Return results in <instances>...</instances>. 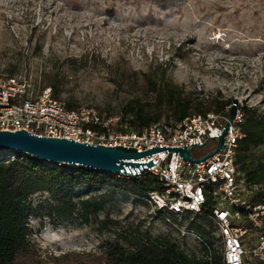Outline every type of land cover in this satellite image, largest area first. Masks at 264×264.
Here are the masks:
<instances>
[{"label": "rangeland", "instance_id": "rangeland-1", "mask_svg": "<svg viewBox=\"0 0 264 264\" xmlns=\"http://www.w3.org/2000/svg\"><path fill=\"white\" fill-rule=\"evenodd\" d=\"M72 58L86 65L71 67ZM59 63H65L62 102L74 100L105 115H120L124 104L147 98L139 79H118L113 66L141 73L165 68L166 77L188 92L221 93L262 113L264 0H0V74L9 75L6 70L16 65V74L39 91ZM213 144L193 154L206 153ZM47 197L33 195L38 213L28 218V237L44 255L98 253L107 242L126 246L121 233L130 226L171 238L195 259L206 255L202 242L221 245L215 223L205 224L210 235L195 232L122 193L89 223L77 214L54 226L39 215L46 211ZM232 217L242 220L240 214Z\"/></svg>", "mask_w": 264, "mask_h": 264}, {"label": "trees", "instance_id": "trees-1", "mask_svg": "<svg viewBox=\"0 0 264 264\" xmlns=\"http://www.w3.org/2000/svg\"><path fill=\"white\" fill-rule=\"evenodd\" d=\"M78 62V59L72 58L67 64L70 63L71 67L77 69L86 65L87 61L81 65ZM59 65L55 71L46 74L42 88L51 87L52 97L62 100L60 68L63 65ZM112 68L118 79H139L142 94L147 97H138L121 107L118 122L121 132H141L159 121L177 125L192 114L225 112L235 102L221 93L203 96L202 92L196 90L188 92L182 85L175 84L166 77L165 68L147 73L132 71L123 66ZM6 71L9 75H14L18 70L16 65H12ZM64 104L69 109L81 106L74 100L64 101ZM242 109L243 120L238 125L244 136L238 141L235 161L238 181L242 182L244 189L242 198L254 207L264 205V112L246 105ZM99 111L105 112L103 109ZM210 142L212 141L207 144ZM213 149L211 146L206 154ZM162 189L163 183L149 171H144L137 177L121 176L83 166L50 164L17 151L0 152V264H224L221 245L217 248L208 240L202 242L206 255L195 259L187 256L171 238L153 237L148 228L139 229L134 226L121 233L123 241L127 242L126 246L121 242H107L98 253L70 251L44 255L28 237L31 231L28 218L38 213L32 206L35 193H45L48 196L46 211L39 215L46 217L55 226L62 221L68 222L77 214L82 223H89L91 216L104 211L121 193L146 202L141 196ZM213 198V195L207 194L202 212L196 215L186 213L179 218L170 212H158L173 223L186 224L188 229L210 235L205 224L209 227L214 225L213 219L209 218L216 206ZM234 211L239 212L242 217V220H238L242 221L239 225L248 227L242 241H249L256 233L264 234V219L263 225L255 227L246 217L245 209L238 208ZM238 221L232 219V225L237 227ZM250 264H264V259L251 260Z\"/></svg>", "mask_w": 264, "mask_h": 264}, {"label": "built area", "instance_id": "built-area-1", "mask_svg": "<svg viewBox=\"0 0 264 264\" xmlns=\"http://www.w3.org/2000/svg\"><path fill=\"white\" fill-rule=\"evenodd\" d=\"M51 90L47 86L35 91L22 75L0 74V130L25 129L36 136L69 138L78 143L106 147H134L138 151L152 146L188 147L191 158L196 159L208 153L194 155L193 150L204 149L208 141L214 142L215 149L232 107L220 113L192 114L177 125L159 121L141 132H121L118 129L119 115H105L87 106L66 108L62 100L52 97ZM242 107L237 106L220 152L206 160L192 163L182 159L180 152L175 155L173 150L133 160L146 162L153 159L156 165L152 169L144 168L142 172L149 171L158 178L163 183V189L147 192L141 198L165 213L196 215L202 212L207 194L213 195L216 206L209 218L213 219L222 238L224 264H250L251 260L264 259V234L250 244L242 241L248 227L232 225V215L239 214L234 209L238 208L245 209L246 217L255 227L263 225L264 219V205L251 207L246 203L242 198L243 184L237 177V144L244 136L238 125L243 120ZM121 176L135 175L125 173Z\"/></svg>", "mask_w": 264, "mask_h": 264}, {"label": "water", "instance_id": "water-1", "mask_svg": "<svg viewBox=\"0 0 264 264\" xmlns=\"http://www.w3.org/2000/svg\"><path fill=\"white\" fill-rule=\"evenodd\" d=\"M237 111V104L234 102L228 114V122L218 136L215 149L206 156L192 159L190 148L176 147H154L144 151L135 150L134 147H121L120 145L108 146L99 144H89L73 139H63L59 137L49 138L47 136H36L25 129L16 131L0 130V152L17 151L30 154L37 159H42L50 164L74 165L78 167L92 168L102 172L124 175L130 173L137 177L144 168L152 169L156 164L153 159L146 162H134L139 158L151 156L165 150L180 152V157L192 163H198L208 159V157L220 152L222 143L226 136L227 127L234 121V114ZM206 142V141H205ZM203 143V142H202ZM202 143L200 145H202ZM196 144V143H194ZM198 145V144H197ZM198 145V146H200ZM189 146V145H188ZM134 160V161H133Z\"/></svg>", "mask_w": 264, "mask_h": 264}]
</instances>
